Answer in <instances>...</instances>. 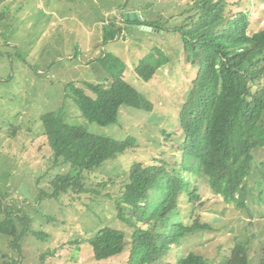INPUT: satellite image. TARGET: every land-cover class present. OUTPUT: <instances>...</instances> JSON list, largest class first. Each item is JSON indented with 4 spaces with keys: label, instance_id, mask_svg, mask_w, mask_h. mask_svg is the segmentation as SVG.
Masks as SVG:
<instances>
[{
    "label": "rangeland",
    "instance_id": "rangeland-1",
    "mask_svg": "<svg viewBox=\"0 0 264 264\" xmlns=\"http://www.w3.org/2000/svg\"><path fill=\"white\" fill-rule=\"evenodd\" d=\"M1 1L0 221L14 218L17 235L0 232V264L125 263L133 229L117 218L115 202L124 193L131 166L139 162L172 172L180 171L183 160L180 114L198 68L188 59L177 27L188 18L194 0H5L4 5ZM225 1L228 15L248 14L250 34L264 29V2ZM123 11L140 12L142 20L158 22L161 28L124 23ZM111 22L120 33L106 40ZM105 53L125 65L124 79L150 102V110L123 106L117 123L101 126L82 115L71 91L83 87L92 94L86 83H111L112 75L99 61ZM150 55L163 57L166 63L145 81L137 68ZM59 110L69 124L96 134L136 137V146L86 173L85 187L95 190L93 194L70 190L59 200L48 196L56 175L69 171L55 164L41 118ZM184 175L190 191L179 197V217L173 221L192 224L199 215L210 227L187 234L155 264L176 263L190 251L219 264L235 243L246 239L251 240L250 264H259L264 243L262 176V188L257 175L248 179L252 190L248 207L242 209L213 190L204 176ZM193 191L198 198L191 202ZM106 225L125 229L128 244L120 255L97 260L89 239Z\"/></svg>",
    "mask_w": 264,
    "mask_h": 264
},
{
    "label": "trees",
    "instance_id": "trees-1",
    "mask_svg": "<svg viewBox=\"0 0 264 264\" xmlns=\"http://www.w3.org/2000/svg\"><path fill=\"white\" fill-rule=\"evenodd\" d=\"M189 10L188 18L177 30L198 74L180 114L183 160L180 171L172 172L139 162L131 166L124 193L115 202L117 218L133 229L129 260L121 264H155L187 234L210 227L199 215L192 224L173 221L179 217V197L190 191L184 173L204 176L213 190L242 209L248 207L252 190L248 179L257 175L258 188H262L261 176L264 181V29L250 34L248 14L228 15L225 0H194ZM122 17L127 24L161 28L155 21ZM109 26L104 37L113 40L120 27L116 22ZM118 60L112 53L99 58L112 81L109 85L86 83L93 95L83 87H72L82 115L101 126L117 123L123 106L150 110V102L124 79L125 65ZM165 63L163 57L150 55L137 70L142 79L149 81ZM41 118L55 164L69 167L67 173L57 174L52 181L54 191L48 196L58 200L70 190L93 194L95 190L85 187L86 173L99 169L137 143L132 135L116 139L69 124L60 110L47 112ZM190 197L191 202L198 198L194 191ZM0 232L16 237L14 218L4 217ZM250 242L239 240L219 264H250ZM89 243L95 258L104 260L123 253L128 240L125 229L106 225L98 228ZM162 264L213 263L190 251L176 263ZM259 264H264V243Z\"/></svg>",
    "mask_w": 264,
    "mask_h": 264
},
{
    "label": "water",
    "instance_id": "water-1",
    "mask_svg": "<svg viewBox=\"0 0 264 264\" xmlns=\"http://www.w3.org/2000/svg\"><path fill=\"white\" fill-rule=\"evenodd\" d=\"M123 16L127 19L138 20L140 18V12H124ZM145 29L154 30V27L144 26Z\"/></svg>",
    "mask_w": 264,
    "mask_h": 264
},
{
    "label": "crops",
    "instance_id": "crops-1",
    "mask_svg": "<svg viewBox=\"0 0 264 264\" xmlns=\"http://www.w3.org/2000/svg\"><path fill=\"white\" fill-rule=\"evenodd\" d=\"M5 3H6L5 0H2V1H1V5H4ZM124 11H125V10H124ZM124 11H123V12H124Z\"/></svg>",
    "mask_w": 264,
    "mask_h": 264
},
{
    "label": "clouds",
    "instance_id": "clouds-1",
    "mask_svg": "<svg viewBox=\"0 0 264 264\" xmlns=\"http://www.w3.org/2000/svg\"><path fill=\"white\" fill-rule=\"evenodd\" d=\"M140 16H141V14H140ZM140 18H141V17H140ZM140 18H139V19H140Z\"/></svg>",
    "mask_w": 264,
    "mask_h": 264
}]
</instances>
